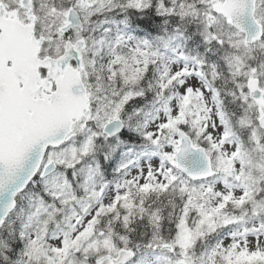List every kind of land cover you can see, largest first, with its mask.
I'll return each mask as SVG.
<instances>
[{
	"label": "snow or ice",
	"instance_id": "snow-or-ice-1",
	"mask_svg": "<svg viewBox=\"0 0 264 264\" xmlns=\"http://www.w3.org/2000/svg\"><path fill=\"white\" fill-rule=\"evenodd\" d=\"M0 264H264V0H0Z\"/></svg>",
	"mask_w": 264,
	"mask_h": 264
}]
</instances>
